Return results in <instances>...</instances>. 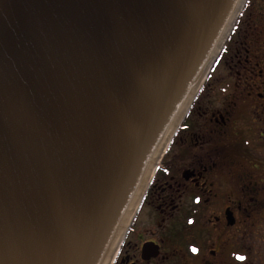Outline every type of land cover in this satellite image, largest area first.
Instances as JSON below:
<instances>
[{
	"label": "water",
	"instance_id": "obj_1",
	"mask_svg": "<svg viewBox=\"0 0 264 264\" xmlns=\"http://www.w3.org/2000/svg\"><path fill=\"white\" fill-rule=\"evenodd\" d=\"M248 0H0V264H113Z\"/></svg>",
	"mask_w": 264,
	"mask_h": 264
},
{
	"label": "flooded vegetation",
	"instance_id": "obj_2",
	"mask_svg": "<svg viewBox=\"0 0 264 264\" xmlns=\"http://www.w3.org/2000/svg\"><path fill=\"white\" fill-rule=\"evenodd\" d=\"M244 37L217 61L236 79L200 90L113 264H264V50Z\"/></svg>",
	"mask_w": 264,
	"mask_h": 264
},
{
	"label": "rangeland",
	"instance_id": "obj_3",
	"mask_svg": "<svg viewBox=\"0 0 264 264\" xmlns=\"http://www.w3.org/2000/svg\"><path fill=\"white\" fill-rule=\"evenodd\" d=\"M261 12V13H260ZM251 20L255 23L253 25L251 30ZM235 27H238L234 34H231V39L227 43H225L224 47L227 49L228 57L233 55L234 49H237L239 47V43L242 41H245L244 35L248 36V38H254L257 40L255 42L256 45H259V48L264 50V0H248L243 12L241 13L239 19L237 20ZM233 28V30H234ZM251 30V31H250ZM230 38V37H229ZM228 38V39H229ZM232 49V51H231ZM221 54V53H220ZM220 56V55H219ZM225 56V54H224ZM218 59L216 60V63L213 65L207 79H206V91L213 86L215 82L218 81H232L236 79V76L234 75V71H230L228 67L225 65L226 62H228L227 59L224 60L223 57V63L218 62ZM209 81V83L207 82ZM253 264H263L259 259H256Z\"/></svg>",
	"mask_w": 264,
	"mask_h": 264
},
{
	"label": "clouds",
	"instance_id": "obj_4",
	"mask_svg": "<svg viewBox=\"0 0 264 264\" xmlns=\"http://www.w3.org/2000/svg\"><path fill=\"white\" fill-rule=\"evenodd\" d=\"M199 202V198H197V203ZM193 223V221L190 219L189 220V224H192ZM192 249H196L195 247H192L191 248V251H192ZM198 250L196 249V252H197ZM238 259H240V260H243L244 259V257H242V256H240V257H237Z\"/></svg>",
	"mask_w": 264,
	"mask_h": 264
},
{
	"label": "snow or ice",
	"instance_id": "obj_5",
	"mask_svg": "<svg viewBox=\"0 0 264 264\" xmlns=\"http://www.w3.org/2000/svg\"><path fill=\"white\" fill-rule=\"evenodd\" d=\"M192 252H193V253H196V249H192Z\"/></svg>",
	"mask_w": 264,
	"mask_h": 264
},
{
	"label": "bare ground",
	"instance_id": "obj_6",
	"mask_svg": "<svg viewBox=\"0 0 264 264\" xmlns=\"http://www.w3.org/2000/svg\"><path fill=\"white\" fill-rule=\"evenodd\" d=\"M179 128H180V127H179ZM178 130H179V129H178ZM178 130H177V131H178ZM176 133H177V132H176ZM175 135H176V134H175Z\"/></svg>",
	"mask_w": 264,
	"mask_h": 264
}]
</instances>
